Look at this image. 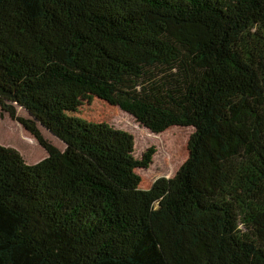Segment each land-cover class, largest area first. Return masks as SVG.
Listing matches in <instances>:
<instances>
[{
    "label": "trees",
    "instance_id": "1",
    "mask_svg": "<svg viewBox=\"0 0 264 264\" xmlns=\"http://www.w3.org/2000/svg\"><path fill=\"white\" fill-rule=\"evenodd\" d=\"M86 94L193 127L176 174ZM0 108L47 153L0 145V264H264V0H0Z\"/></svg>",
    "mask_w": 264,
    "mask_h": 264
},
{
    "label": "rangeland",
    "instance_id": "2",
    "mask_svg": "<svg viewBox=\"0 0 264 264\" xmlns=\"http://www.w3.org/2000/svg\"><path fill=\"white\" fill-rule=\"evenodd\" d=\"M15 109L16 116L30 118L23 108L16 106ZM69 113L88 121L108 124L129 132L133 136V155L136 159H140L147 150H153L149 166L135 169L141 179L139 184L141 189L149 188L160 177H173L188 157V141L194 131L193 127L171 126L162 132L153 133L131 114L90 94L76 98L74 109ZM37 126L45 139L57 148L63 149L64 145L60 140L41 125ZM0 128L2 129H0V145L17 150L26 164H34L46 157V151L35 138L19 121L10 117L1 108ZM27 137H31L34 142L31 143Z\"/></svg>",
    "mask_w": 264,
    "mask_h": 264
},
{
    "label": "bare ground",
    "instance_id": "3",
    "mask_svg": "<svg viewBox=\"0 0 264 264\" xmlns=\"http://www.w3.org/2000/svg\"><path fill=\"white\" fill-rule=\"evenodd\" d=\"M9 128H12V127H9ZM1 129V128H0ZM2 130V129H1ZM28 138V137H27ZM28 140L31 142V143H33L34 142V140L31 138V137H29L28 138ZM40 152V151H39Z\"/></svg>",
    "mask_w": 264,
    "mask_h": 264
}]
</instances>
